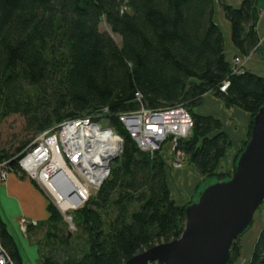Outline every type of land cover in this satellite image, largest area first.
<instances>
[{
  "label": "trees",
  "instance_id": "trees-1",
  "mask_svg": "<svg viewBox=\"0 0 264 264\" xmlns=\"http://www.w3.org/2000/svg\"><path fill=\"white\" fill-rule=\"evenodd\" d=\"M218 2L238 51L232 60L216 20V0H0V124L20 115L34 134L12 152L0 144V161H10L21 174L19 160L36 136L65 120L99 116L105 108L106 120L124 136L123 154L109 179L77 211L87 233L83 248L75 250L69 236L55 227L64 218L47 198V222L55 227L47 236L58 239V245L44 254L43 264H125L183 234L186 209L196 195L177 204L163 149L152 154L138 147L119 120L122 112L184 106L194 125L178 149L203 177L197 193L234 175L252 136L253 119L264 105V76L247 68L236 73L232 65L236 56L247 58L259 49L260 0H243L238 7ZM103 22L121 44L101 30ZM208 93L225 107L251 115L247 137L228 172L219 168L231 145L222 121L196 111ZM106 215L112 216L109 222ZM0 229L9 264H24L1 216ZM240 240L233 244L230 264L242 256ZM245 264H264V226Z\"/></svg>",
  "mask_w": 264,
  "mask_h": 264
},
{
  "label": "built area",
  "instance_id": "built-area-1",
  "mask_svg": "<svg viewBox=\"0 0 264 264\" xmlns=\"http://www.w3.org/2000/svg\"><path fill=\"white\" fill-rule=\"evenodd\" d=\"M247 58L236 56L233 59L234 72L240 73L246 69L244 60ZM228 85L229 83H226L222 90H226ZM141 98L142 96L139 95V99ZM108 112L109 108H105L99 116L65 120L55 128L41 133L39 136L43 139H37L23 152L19 166L44 190L46 189L56 204L61 203L47 185V182L53 178L61 176L68 196L80 201L83 205L91 199L93 192H97L109 179L115 162L113 157L118 153L121 156L123 154L124 136L110 124L102 121L106 120L105 115ZM119 120L142 150L153 154L162 150V144L167 139L172 146L171 153L175 158V166L182 167L188 162L185 152L178 149L180 139L187 138L194 125L192 114L184 106L157 110L143 106L134 111L120 113ZM53 131L56 134L45 141L44 139ZM53 139L54 148L49 143ZM54 155L59 156L65 167H68L69 177L62 171L53 170L51 157ZM9 162L0 161V179L3 182L13 171ZM74 180L78 182L79 187L71 190L72 188H68V185ZM19 223L23 231L38 224L36 220L29 217H22ZM10 262V255L2 243L0 229V264Z\"/></svg>",
  "mask_w": 264,
  "mask_h": 264
},
{
  "label": "water",
  "instance_id": "water-1",
  "mask_svg": "<svg viewBox=\"0 0 264 264\" xmlns=\"http://www.w3.org/2000/svg\"><path fill=\"white\" fill-rule=\"evenodd\" d=\"M121 158L120 153L113 157ZM264 205V105L234 175L206 185L187 209L180 238L145 250L125 264H230L232 247Z\"/></svg>",
  "mask_w": 264,
  "mask_h": 264
},
{
  "label": "crops",
  "instance_id": "crops-1",
  "mask_svg": "<svg viewBox=\"0 0 264 264\" xmlns=\"http://www.w3.org/2000/svg\"><path fill=\"white\" fill-rule=\"evenodd\" d=\"M216 1L218 4L216 20L225 35L227 57L232 60V57L237 55L238 51L233 46L231 40V23L226 18L221 4L218 0ZM242 1L243 0H225L227 4L236 7L240 6ZM259 8L260 20L258 28L260 34V30L262 28L261 22L264 16V0H260ZM260 48L262 50L261 53L259 52ZM257 54L264 56V38L262 39V37L259 49L252 56V59L255 58L256 61L260 60L259 63L252 60L248 61L247 59L244 61L247 69L264 76V63L261 62H264V60L259 59L260 57H255ZM196 111L202 115H213L222 121L223 129L227 132L231 139V145L227 149L226 155L219 168L225 172L231 171L235 158L241 149L242 143L247 137L248 127L251 122V115L238 107H225L223 102L211 93L204 96L201 105L196 109ZM171 152L172 146L169 144V152L168 150L166 152L167 154L169 153L168 158L166 159L167 168L169 169V187L172 197L175 199L177 204L184 205L195 196L197 187L203 183V177L197 171L195 166L189 162L184 164L182 167H176L175 158ZM13 205L19 215L17 218L18 223L22 217H29L43 221L49 216L48 212V214H45L48 205V199L45 194L39 190L30 179L21 178L15 172L10 173L9 178L4 182L0 179V216L7 225L8 221L6 210L8 211V209ZM40 209H44V211H39ZM8 228L22 250L16 235L13 233L9 225Z\"/></svg>",
  "mask_w": 264,
  "mask_h": 264
},
{
  "label": "rangeland",
  "instance_id": "rangeland-1",
  "mask_svg": "<svg viewBox=\"0 0 264 264\" xmlns=\"http://www.w3.org/2000/svg\"><path fill=\"white\" fill-rule=\"evenodd\" d=\"M217 7H218V4H217ZM261 27L262 28L260 30V35L263 39L264 38V16L262 18ZM101 30L109 32L113 36V38L119 44H121V37L113 33L111 31V28L107 25L106 22H103L101 24ZM261 51L262 50L260 48L259 52L261 53ZM253 54L247 58L248 61H251V60L256 61L255 58L252 59ZM255 57H258V58L260 57L259 59L264 60V56L260 54L255 55ZM259 61H256V62L259 63ZM261 62L264 63L263 61ZM102 121L105 124H109L108 120H102ZM25 124H26V121L24 117L20 115H13L5 119L4 122L0 124L1 147L12 152L14 149H16L20 145L21 141L30 139L34 134H33V131H29L26 129ZM55 134H56L55 131L50 132L49 135L44 140L45 141L49 140ZM39 138H40L39 135L36 136L33 139L32 143H34ZM40 139L42 140L43 138L41 137ZM162 145H163L162 154L167 159L169 153L167 154L166 152L167 150L169 152V140L166 139ZM4 161H8V160H4ZM20 170H21L20 171L21 174L16 173L14 170L11 171L10 173L15 172L21 178L30 179L31 181H35V183H37V185L44 191L47 198L50 199L57 206V208L63 215V218H64L63 222L59 223L55 227L59 230L61 234H65L69 236L71 243H72V247L75 250L83 248V245L85 244L86 239H87V233L84 231L83 226L79 224V218L77 216V211L81 209L82 207H84L85 203L83 206L79 207L78 209H71L68 211H63L61 206L56 204L54 198L46 191V189L44 190L42 186L36 180L30 177L28 173H26L21 167H20ZM168 181H169V169H168ZM200 187L201 185L197 187V190ZM200 192L198 193L196 192L195 194L196 200L198 199ZM93 194H96V192H93ZM39 211H44V209L42 210L40 209ZM47 212L48 211H46L45 214H48ZM115 213L116 212H114V214ZM6 214H7L8 225L13 231V233L16 235L20 243V246L22 248L21 252L24 258V264H43L42 259H43L44 254H48L50 250L51 251L53 250L54 246L56 247L58 245V239H55V238L50 239L47 236L48 231H54L55 229L54 226H51L47 222L49 216L47 219L43 221L34 219L37 221L38 224L36 226H30L26 230L23 231L20 226V223H18L17 221V218L19 215L14 209V205L11 206L8 209V211L6 210ZM111 217L106 215L107 222H109ZM254 218L255 219H254V223L252 227L249 229L248 232H246L241 237L240 243L242 244V247H243V253H242V256L239 258V260L235 264H245L251 258L254 243L261 229L264 226V205L256 212ZM62 254L63 253H61V256Z\"/></svg>",
  "mask_w": 264,
  "mask_h": 264
},
{
  "label": "bare ground",
  "instance_id": "bare-ground-1",
  "mask_svg": "<svg viewBox=\"0 0 264 264\" xmlns=\"http://www.w3.org/2000/svg\"><path fill=\"white\" fill-rule=\"evenodd\" d=\"M49 143L51 147L54 148V139L51 140ZM51 162H52L51 164H52L53 170L56 169L58 171H62L65 175L69 177V174H70L69 169L68 167H65L64 163L62 162L59 156L54 155L53 157H51ZM69 183L70 185H68V188L69 187L70 189L72 188L71 190H75L76 187H79L78 182L75 180L74 182L72 181ZM47 185L51 189L52 194H54L55 198L61 203L60 205L64 211L76 209V208L83 206V203H80V201L68 196L67 194L68 191H66V188L64 186V180L63 178H61V176L53 178L51 181L47 182Z\"/></svg>",
  "mask_w": 264,
  "mask_h": 264
}]
</instances>
